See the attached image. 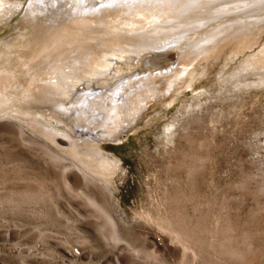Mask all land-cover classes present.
I'll return each instance as SVG.
<instances>
[{
  "label": "rangeland",
  "instance_id": "rangeland-1",
  "mask_svg": "<svg viewBox=\"0 0 264 264\" xmlns=\"http://www.w3.org/2000/svg\"><path fill=\"white\" fill-rule=\"evenodd\" d=\"M87 1L0 0V44L8 48L0 64L10 69L0 72V264H264V9L246 0L215 17L201 8L169 14L168 24H159L161 13L143 19L145 36L156 22L174 29L160 49L132 48L113 32L101 38L100 28L91 39L46 35L44 27L55 33ZM94 2L86 16L112 6ZM202 40L208 52L190 50ZM106 53L122 62L109 63L115 76L131 77L103 97L102 83L85 92L68 79L87 95L85 115L59 120L24 109L68 99L38 101L55 71L86 76ZM130 107L134 120L123 114ZM50 152L100 180L85 184L90 176L78 167L57 164L59 171Z\"/></svg>",
  "mask_w": 264,
  "mask_h": 264
},
{
  "label": "bare ground",
  "instance_id": "bare-ground-1",
  "mask_svg": "<svg viewBox=\"0 0 264 264\" xmlns=\"http://www.w3.org/2000/svg\"><path fill=\"white\" fill-rule=\"evenodd\" d=\"M94 1L95 0H90V1L88 0L87 4L86 5L83 4V6L81 5V3H79L78 4L79 12H81V14H79V12H78V14H75L74 16H71V18H68V19H70L68 24H66V25L64 24L63 26L61 25L59 28H56L55 33H52L50 25H48L47 27H44L46 35L49 36V34H53V35L55 34V36H56L55 39L56 40H59V41H62V40L63 41H72L71 40L72 37L73 36H78L79 35L78 31H79V32H85V33H83V35H81L82 37L91 39L92 38L91 33L96 32V29L100 28L99 31L101 33V38H105V36L109 35L108 33L113 32L114 40H117L116 37L119 36V34H121L123 37L129 38L131 40L130 41V46L132 48H141L142 50L143 49H160L162 47L167 46V45H163L160 42L161 41L160 38L162 36H167V38H170L171 37L170 36L171 32H173L172 30H174V29L171 30V25H170L169 28H163V30H160L162 27L157 25L156 24L157 22H156V23H154V25L152 26V28L150 30L151 34L145 36V34H142V33L143 32H148V31H141V29H143V27H144V26L142 27V24H143L142 22L145 23V21H143V19H146V18H149V17H155L157 14H159V16H160V13H161L162 16H161L160 19L163 22L159 21V24H161V23L166 24L167 22H170L172 20V18L176 17L177 14H179V13H186L189 10H196V9H201V8H204L206 10L205 13H208V14H209V11L211 10V12L213 13V16L215 17L216 14L219 15V13L224 12L225 8L228 9V7H231V6H234V5H238L241 2L246 1V0H128L126 3L123 2V1L113 2L114 0H109L108 4L112 5L110 8L106 7L104 9L100 10L96 14L95 13H91L90 15L86 16L84 14V12L87 11V10H85V9H88L87 12H93L94 11L93 9L97 5V4H95ZM252 1L256 5V7L253 8L254 10L264 9V0H252ZM257 5H259V6H257ZM57 9H58V7H57ZM212 9H215V10H212ZM212 13H211V15H212ZM169 14H171L172 18L171 19L167 18V20H163V18H165V16H169ZM97 15H99V17L96 18ZM32 16H33L34 19H36V15L33 14V12H32ZM60 17H62V15H60ZM197 18L198 17L194 18V19H196L195 22L197 21ZM60 19L63 20L62 18H60ZM157 19L160 20L158 16H157V18H154V20H157ZM174 20H175V18H174ZM89 22H93L95 25H93V26L89 25ZM138 23H140V25H141L140 27L138 26ZM151 23H153V22H151ZM134 24H137L138 27L133 29V28H131V26L134 25ZM116 25H119V26L120 25H124V26H127V27L118 29V28H115ZM113 28H115V29L113 30ZM186 28H191V26L190 27H186ZM37 30H38V28H37ZM60 30L63 31V32L60 33L59 32ZM115 30H120V31L115 32ZM247 31H249V29L245 30L244 32L247 33ZM184 32H185V30H183V33ZM236 32H238V27L237 28H233V30L230 32V34H232V33L235 34ZM64 33L68 34V36L67 37L64 36L63 35ZM15 34H16V32H15ZM176 35H178V34H175V36ZM214 35L215 34H213L212 36H214ZM17 37L20 38L19 35H17ZM34 39H35V42L37 44L38 42L36 41V38H34ZM204 40H205V42H207L208 39L207 40L204 39ZM11 42L12 41H10V43ZM202 43H204L203 40L198 42V43L192 44L190 46V50H195V52L198 55L202 51L208 52L209 49H205V48L203 49V46H201ZM22 44L23 43L21 41H19V44L16 43V46L18 45V46L22 47V46H24ZM8 45H9V43H8ZM96 45L105 46L103 41L97 42ZM7 49L8 48H6L5 46L0 44V58L1 59L8 55V53H7L8 50ZM17 49L18 48H16L15 50H17ZM164 53L159 54V55L157 54V55L150 56L147 59V61H145V62L146 63L149 62V63H147V65L154 64V63L151 62V60H154V59L161 60L162 58H164L163 56H167V54H169L167 52H166V54H164ZM149 54H151V53H149ZM25 55H26V53H25ZM84 58L88 59V53L87 52L83 56L80 55V57L78 58V62L81 64V62H82V60ZM131 58L135 59V57H131ZM155 62H157V61H155ZM109 63L121 64L122 62L116 60L114 57H112V55L106 53V54L98 57V61L95 63L93 68L90 69L89 72H87L86 76L84 75V76H81V77L79 76V73L75 72V70H71V68H69V66H63V68H61V70L59 69V70L55 71L56 77L53 78V82H50V83L48 82V84H50L47 87L48 91H49V92H47L48 94H46L45 96L39 98L38 101H39V104L43 103V102H44L43 104H45L46 103L45 101L49 97L48 95L53 94V93H55V94L57 93V94L64 95V96L67 95L68 99H66L65 101H59V102H57V104L55 103L53 105L47 106L48 110H46V111L45 110H41L42 108H44V106H37V105L24 107V109H26L27 111L33 110V111H40L43 114H48V115L50 114L53 118L59 119V120H64V118H63L64 115H70L72 113H75L77 115V117L80 116V113H83L85 115L84 111L82 110V104L86 100V96L87 95L83 94V92H82V90L80 88H78V89L76 88V89L73 90L72 89V85L70 84L71 82H69L67 80L68 79H73V80L80 81L83 86L84 85L86 86L83 89L85 92L88 89L94 90V85H96L98 83L99 84L102 83L101 89L103 90V92L101 93V97H103L106 93H109L112 90H114V88H116L118 84H120V86H122L123 85V81H125V80H127L128 78L131 77V75H125L122 78H118L117 76H115L112 73L114 71L113 65L109 64ZM9 70L10 69L6 65L0 64V72L9 71ZM117 72L118 71H115V73H117ZM72 73L73 74H77V76H71ZM25 74H26L25 72H21L20 76L21 77L23 76V78H24ZM17 76L18 75L16 74L15 77H17ZM114 79L116 81H114ZM49 80H50V78H49ZM13 85H15V84H13ZM144 87L146 88V86H143V85L141 86V88H144ZM12 88H16V87L12 86ZM148 90L150 92L154 91L153 88H150ZM15 93H16V91H15ZM139 93H137V95H142L141 93L140 94ZM2 99L3 98H1V94H0V103L2 102ZM133 103L134 102H132L131 104L133 105ZM3 104H5V102H3ZM19 107H22V106H19ZM0 110H2V109H0ZM128 110H129V111H127L128 113L124 112L123 114L126 115L127 118H128V116L129 117L131 116L130 119L134 120L135 119L134 115L137 114L136 109L130 107ZM127 120H129V119H126V122H127ZM4 132L7 133L5 130H4ZM29 144H31V143L29 142ZM50 153H52V152H50ZM55 154L56 153H52L51 154V159L54 158L53 161H54V163L56 161L55 164H56L57 168H58V166H60L62 168V170H64L67 167L72 166L74 168L78 167L79 169H82L81 166L78 163H76V162H74V163H72V162L71 163H64L65 161L62 159V157L60 158V156H58V155L56 156ZM48 160H50V159H48ZM62 160H63V162H62ZM92 160H93L92 162L95 161V163H97L96 162L97 159L94 158V156H93ZM80 161L82 163H84L82 160H80ZM55 164H53V167H54ZM57 164H58V166H57ZM56 167H54V168H56ZM58 170L60 171L59 168H58ZM82 171L85 173V175L87 174V175L90 176V178L88 176H84L83 177V179L85 180V182L84 181L83 182L85 184H87L86 182L93 183V181H99L100 180L96 175L90 173L89 171H87L85 169H82ZM70 180H71L72 184L75 187L78 186V184L80 182L79 181L80 178L78 179L76 176H72V178ZM84 183H83V185H85ZM87 185H89V184H87ZM80 191L82 192L83 190H80ZM87 191H88V189H87ZM83 193H84V191L82 192V194ZM25 195H27V194H25ZM86 195H88V194H86ZM28 197L29 196H24L23 195L22 196L23 199H22L21 202H23V201L30 202L31 200L29 201V199H34L35 198L34 197V198H29L28 199ZM86 197L89 198V202L92 203V205L94 204L93 206H96L94 208H97V207L99 208V213L102 210L105 211V213L103 215H105V218H107V222L111 225V227H114V225H115L114 222L115 221L113 220V218H111L106 213V208L104 207V209H103V206L101 204L99 205L97 203V201H98L97 197L98 196L96 197L95 194H90L89 196H86ZM19 198H21V196ZM19 198H18V200H15V201H17V202L20 201ZM36 199H37V197H36ZM2 201L0 200V202H2ZM6 201H7V199L5 200V202ZM15 204H18V203H15ZM113 230H115V229L113 228ZM110 234H112V233H110ZM178 234H180V233H178ZM111 238H113V237L111 236Z\"/></svg>",
  "mask_w": 264,
  "mask_h": 264
}]
</instances>
